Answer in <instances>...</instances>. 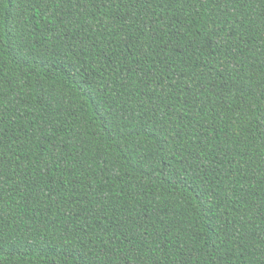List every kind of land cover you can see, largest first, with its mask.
<instances>
[{
    "label": "trees",
    "instance_id": "obj_1",
    "mask_svg": "<svg viewBox=\"0 0 264 264\" xmlns=\"http://www.w3.org/2000/svg\"><path fill=\"white\" fill-rule=\"evenodd\" d=\"M0 264H264V0H0Z\"/></svg>",
    "mask_w": 264,
    "mask_h": 264
}]
</instances>
